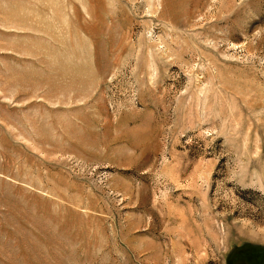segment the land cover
<instances>
[{"label": "rangeland", "instance_id": "obj_1", "mask_svg": "<svg viewBox=\"0 0 264 264\" xmlns=\"http://www.w3.org/2000/svg\"><path fill=\"white\" fill-rule=\"evenodd\" d=\"M261 248L264 0H0V264Z\"/></svg>", "mask_w": 264, "mask_h": 264}, {"label": "trees", "instance_id": "obj_2", "mask_svg": "<svg viewBox=\"0 0 264 264\" xmlns=\"http://www.w3.org/2000/svg\"><path fill=\"white\" fill-rule=\"evenodd\" d=\"M261 249H262V250H257V253H256V254L261 253V252H264V248H261ZM256 254H255V255H256ZM255 255H254V256H255Z\"/></svg>", "mask_w": 264, "mask_h": 264}]
</instances>
